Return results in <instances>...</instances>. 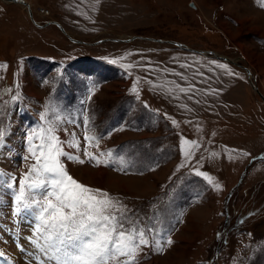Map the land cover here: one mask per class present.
Masks as SVG:
<instances>
[{
  "label": "rangeland",
  "instance_id": "obj_1",
  "mask_svg": "<svg viewBox=\"0 0 264 264\" xmlns=\"http://www.w3.org/2000/svg\"><path fill=\"white\" fill-rule=\"evenodd\" d=\"M9 1L0 0V171L21 177L34 162L26 134L42 114L59 115L60 138L80 139L65 150L85 160L62 158L68 173L162 227L163 252L145 248L140 264H264L262 0ZM85 118L102 137L89 151L132 160L126 173L87 160ZM12 194L0 188V250L29 264L12 243Z\"/></svg>",
  "mask_w": 264,
  "mask_h": 264
},
{
  "label": "snow or ice",
  "instance_id": "obj_2",
  "mask_svg": "<svg viewBox=\"0 0 264 264\" xmlns=\"http://www.w3.org/2000/svg\"><path fill=\"white\" fill-rule=\"evenodd\" d=\"M109 62L116 64L117 60ZM121 67L129 69L133 65ZM219 67L227 70L229 75L233 74L228 65L219 64ZM131 91H138L135 83ZM181 91L187 89L182 88ZM41 121L39 127L26 134L29 155L24 159L34 161L28 170L21 177L0 171V188L13 193V214L23 216L30 225L32 235L26 237L31 245V250L27 251L29 264H140L145 248L163 252L164 244L158 239L163 229L158 221L141 223L136 214L130 213L118 199H113L104 190L80 183L68 173L62 158L81 164L85 160L65 150L80 149L81 145L74 132L69 134L74 142L60 138L58 132L67 131L62 128V117L55 115L54 119H49L44 113ZM83 124L86 144L83 152L88 161H94L97 166L115 167L125 173L133 166L134 162L123 156L113 157L107 153L103 155L109 159H102L100 154L89 151L93 144L99 147L102 137L92 132L87 118ZM5 135L6 130L0 126V146ZM184 155L189 156L190 153L186 151ZM198 174L208 178L206 173ZM165 243H173L170 236ZM20 249L25 251L22 245ZM2 256L4 253L0 252Z\"/></svg>",
  "mask_w": 264,
  "mask_h": 264
},
{
  "label": "water",
  "instance_id": "obj_3",
  "mask_svg": "<svg viewBox=\"0 0 264 264\" xmlns=\"http://www.w3.org/2000/svg\"><path fill=\"white\" fill-rule=\"evenodd\" d=\"M13 1V0H12ZM14 2H19V1H16V0H14ZM193 4V3H192ZM35 21V20H34ZM36 24H38L37 22H35ZM57 24H59L61 27H62V25L59 23V22H57ZM39 25V24H38ZM63 28V27H62ZM74 40V39H73ZM74 41H76V40H74ZM124 41H127L128 42V39H125ZM173 44H175V45H178V46H180L181 48H187V49H191L190 47H188V46H184L182 43H173ZM201 52H203V53H207V51H201ZM215 55L217 56L218 54H216L215 53ZM220 58H224V59H226V60H229V61H231V59H229L228 57H226V56H223V55H218ZM246 70H247V72H248V74H249V77H251V71H249L248 70V68H246ZM261 96H262V98H263V100H264V95H262L261 94Z\"/></svg>",
  "mask_w": 264,
  "mask_h": 264
},
{
  "label": "crops",
  "instance_id": "obj_4",
  "mask_svg": "<svg viewBox=\"0 0 264 264\" xmlns=\"http://www.w3.org/2000/svg\"><path fill=\"white\" fill-rule=\"evenodd\" d=\"M173 1V3L172 4H175V3H177V1L178 0H172ZM171 3V2H170ZM168 5H167V7H166V10H169V8H168V6H169V3H167ZM258 9V8H257ZM261 10H263L264 11V6L261 8ZM226 18H228L229 20H232V23L233 24H235V25H239V23H238V20L237 19H235L231 14L229 15V14H226V16H225ZM255 38H259V37H262V36H260L259 34L258 35H255L254 36ZM264 36H263V38H262V41L264 42ZM255 41L258 43L259 41H257L256 39H255ZM258 45V44H257Z\"/></svg>",
  "mask_w": 264,
  "mask_h": 264
},
{
  "label": "bare ground",
  "instance_id": "obj_5",
  "mask_svg": "<svg viewBox=\"0 0 264 264\" xmlns=\"http://www.w3.org/2000/svg\"><path fill=\"white\" fill-rule=\"evenodd\" d=\"M12 1V0H11ZM11 1H9V2H11ZM16 1H19V2H21V0H16ZM22 2L23 3H21V4H23V5H26L25 6V8L26 9H29V4H28V2L26 1V0H22ZM69 35V34H68ZM127 39V38H126ZM125 40V39H124ZM217 57H219L218 55H217ZM248 70L249 71H252L249 67H248ZM250 78V80H252V78H253V74L251 73V77H249ZM252 84H253V82H252ZM254 87H256V85L254 84ZM257 89V88H256ZM263 95V94H262ZM0 161H2V159H1V157H0ZM5 161V160H4ZM3 163V162H2ZM6 163V162H5ZM82 175V174H81ZM82 179V178H81ZM93 182V181H92ZM151 262V261H150ZM147 264H153V262H151V263H147Z\"/></svg>",
  "mask_w": 264,
  "mask_h": 264
}]
</instances>
